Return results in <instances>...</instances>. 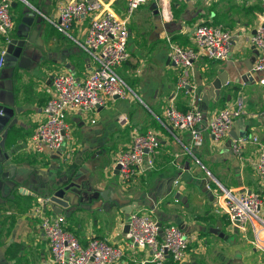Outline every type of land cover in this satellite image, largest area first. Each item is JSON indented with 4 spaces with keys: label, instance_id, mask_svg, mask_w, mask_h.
<instances>
[{
    "label": "crops",
    "instance_id": "obj_1",
    "mask_svg": "<svg viewBox=\"0 0 264 264\" xmlns=\"http://www.w3.org/2000/svg\"><path fill=\"white\" fill-rule=\"evenodd\" d=\"M21 1L12 0L10 39L26 42L32 62L24 70L0 69V101L12 103L15 110L11 127L1 132L9 159L0 165V264H51L40 220L31 213L36 198H48L36 194L37 187L30 182L34 176L44 181L50 194L74 185L68 193L74 192L71 195L76 203L62 208L61 214L47 206L45 213L63 216L65 229L82 246L96 238L121 247L124 256L116 264H140L151 256L150 249L127 246L125 227L136 211L151 213L162 226L177 225L189 236L185 264H264L262 253L252 244V230L233 227L216 199L226 190L236 197L257 193L263 201L264 181L256 177L252 167L258 149L250 142L257 136L264 144V72L252 70L257 52L250 45L263 15L258 12L260 3L170 0V18L165 19L156 0H148L142 7L148 5L153 18L159 16L152 25V37L166 42V49L154 52L152 63L138 61L135 52L129 53V60L121 66L126 78H120L129 83L134 96L107 98L103 107L66 115L69 139L61 151L36 153L30 140L43 119L44 89L52 76L70 72L82 80L94 62L77 44L85 39L88 19L74 25L67 37L48 22L56 20V7L65 0ZM99 1L116 14L125 8V0ZM200 23L231 32V52L221 62L199 58L190 68L189 87L181 89L180 71L169 59V43L192 48V33ZM30 37L33 44L28 43ZM219 80L225 85L215 94L210 86ZM237 94L244 99L246 113L220 141L203 131L202 145L193 148L188 131L172 135L159 123L172 102L179 112L200 110L204 119L199 128L205 129L212 116ZM146 131H153L159 140L154 167L123 184L115 173L116 156L128 148L133 134ZM11 134L15 135L13 141ZM241 138L249 142L237 155L232 146ZM133 203H137L136 209L128 214L122 211Z\"/></svg>",
    "mask_w": 264,
    "mask_h": 264
},
{
    "label": "built area",
    "instance_id": "obj_2",
    "mask_svg": "<svg viewBox=\"0 0 264 264\" xmlns=\"http://www.w3.org/2000/svg\"><path fill=\"white\" fill-rule=\"evenodd\" d=\"M169 1L156 0L165 19L170 18ZM182 1L195 3L200 0ZM249 1L259 2L263 14L250 38V45L257 52L252 70L259 73L264 72V0ZM147 2L148 0H125V8L120 14L107 9L99 0H65L58 3L56 20L51 19L48 22L64 36H69L74 25L88 19L85 39L77 44L93 60L94 67L82 80L70 72H57L52 76L50 85L44 89L47 101L42 108L43 119L30 140L33 151H61L69 139L66 115L103 107L107 98H125L127 86L117 74L116 68L129 60L130 21L137 10ZM11 5L12 0H0V69L4 65L6 47L10 43V32L13 29ZM232 40L231 32L200 23L192 33V48L169 43L170 62L180 71L178 87H189L190 68L199 58L219 62L227 60ZM245 113L244 99L241 94H237L212 116L205 129L199 128L204 119L200 110L179 112L172 102L167 104L159 123L172 135L176 131H188L192 147L198 148L203 142V131L214 141H220L229 133L235 120ZM247 142L249 141L245 138L239 139L232 146L233 152L240 155L241 146ZM250 142L257 145L258 149L257 159L252 163L254 173L260 181H264V144L260 143L257 136L252 137ZM158 148L159 140L153 131L133 134L128 148L121 151L115 159L121 182L127 184L136 176L152 169L153 157ZM216 199L233 227L242 231L247 227L252 230V244L264 257V221L259 218L262 206L260 195L249 192L236 197L230 191L222 190ZM47 206L48 200L38 197L31 213L40 220L51 264H116L122 260L123 249L107 241L92 238L86 246H82L77 238L65 229L63 216L45 213ZM1 217L0 212V221ZM127 225L125 239L128 248L151 251V256L140 264H166L168 259L177 264L186 263L190 238L177 225L168 223L159 227L151 213L141 211L133 212Z\"/></svg>",
    "mask_w": 264,
    "mask_h": 264
},
{
    "label": "water",
    "instance_id": "obj_3",
    "mask_svg": "<svg viewBox=\"0 0 264 264\" xmlns=\"http://www.w3.org/2000/svg\"><path fill=\"white\" fill-rule=\"evenodd\" d=\"M24 1V0H23ZM28 43L33 44L34 39L33 37H30L28 40ZM28 47L26 45V42L24 40H18V39H11L10 43L6 47V53L4 56V68H18L21 70L26 69L30 64H31V59L30 56L28 55ZM52 79V78H51ZM220 79V78H219ZM217 83H212L210 86L211 89H214L215 94H219L221 86L225 85L224 83L220 82ZM221 85V86H220ZM117 99L118 97H114ZM14 105L12 103H9L7 101H0V165L3 163H6L9 159L8 153L5 152V146H3L2 141H1V132L7 128L9 129L11 127L10 120L14 117L15 115V110L13 109ZM1 168V166H0ZM119 167H115V173L118 174ZM8 180L11 182L10 184L13 186L14 185V179L10 175L8 176ZM30 182L32 184L36 185V194L42 196V194L45 197H48V206L51 207L55 213L61 214L62 212L60 211L62 208H68L70 204L76 203L77 200H74V196L68 193L72 188L73 184H69L65 186L64 188H60L57 191L53 192V194H50L48 191H45V185L44 181L40 179L39 177H33L30 178ZM43 191V193H42ZM70 194V195H68ZM210 200H213L214 196L209 193ZM46 199V198H45ZM59 207L60 209H56L54 206ZM137 203H133V205L123 208L122 211L125 213H130L137 207ZM158 222V221H157ZM158 226L161 227L162 224L158 222ZM128 231V225L125 227V232ZM216 231H214L215 233Z\"/></svg>",
    "mask_w": 264,
    "mask_h": 264
},
{
    "label": "rangeland",
    "instance_id": "obj_4",
    "mask_svg": "<svg viewBox=\"0 0 264 264\" xmlns=\"http://www.w3.org/2000/svg\"><path fill=\"white\" fill-rule=\"evenodd\" d=\"M17 2H21V0H13ZM31 1H38V0H31ZM180 6V5H179ZM158 10V8L153 7L152 10ZM154 13V12H153ZM153 13L150 11V8L147 6L142 7L133 18L132 24L129 27L131 29V35L128 42V51L131 54V52H135L133 55L137 56L138 61H143L147 63L154 62L153 54L157 50H163L166 49L164 45H166V42L163 40H155L154 36L152 37V29L154 28V23L159 21V16H155L153 18ZM154 19V20H152ZM242 21V19H241ZM243 23V22H242ZM152 27V28H151ZM236 28V27H235ZM157 41V42H156ZM154 44V46H152ZM116 72L121 78H126V76L123 74V68L119 67L116 68ZM126 81V80H125ZM126 83V92L127 95L134 96V92L131 91V87L129 86V83ZM122 99V98H118ZM264 192V190H263ZM263 199V206L261 207V211L259 213V218L264 221V196Z\"/></svg>",
    "mask_w": 264,
    "mask_h": 264
},
{
    "label": "trees",
    "instance_id": "obj_5",
    "mask_svg": "<svg viewBox=\"0 0 264 264\" xmlns=\"http://www.w3.org/2000/svg\"><path fill=\"white\" fill-rule=\"evenodd\" d=\"M256 7H258V6H256ZM258 12L261 14L262 13L261 12V9L258 8ZM14 137H15V135L14 134H11L10 141H13ZM149 264H153V263H149ZM166 264H177V263H174L173 261H171V259H168V261L166 262Z\"/></svg>",
    "mask_w": 264,
    "mask_h": 264
}]
</instances>
